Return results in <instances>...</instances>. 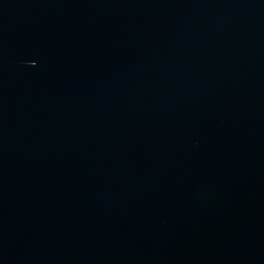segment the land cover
Masks as SVG:
<instances>
[{"label":"water","instance_id":"obj_1","mask_svg":"<svg viewBox=\"0 0 264 264\" xmlns=\"http://www.w3.org/2000/svg\"><path fill=\"white\" fill-rule=\"evenodd\" d=\"M0 264H264V0H0Z\"/></svg>","mask_w":264,"mask_h":264}]
</instances>
